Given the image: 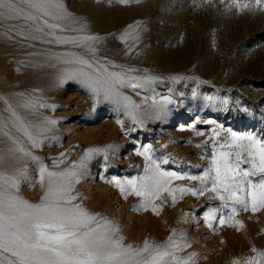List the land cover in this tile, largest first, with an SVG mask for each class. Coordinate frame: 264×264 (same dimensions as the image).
I'll use <instances>...</instances> for the list:
<instances>
[{
	"label": "rangeland",
	"instance_id": "rangeland-1",
	"mask_svg": "<svg viewBox=\"0 0 264 264\" xmlns=\"http://www.w3.org/2000/svg\"><path fill=\"white\" fill-rule=\"evenodd\" d=\"M61 2L86 25L88 34L100 38L96 58L101 62L135 69L130 73L134 76L157 78L146 88L121 89L140 105L143 123L133 124L123 109L102 98L97 102L79 79L66 77L74 66L61 63V55L82 49L25 39L39 34L23 27V21L0 18V156L7 158L0 171L11 173L20 166L3 136L9 129L50 169L54 161L63 160L56 171L79 162L86 149H103L108 159L101 152L87 162L75 186L77 202L112 221L126 245L142 247L147 240L167 246L172 237L179 245L173 249L178 258L192 256L188 264H247L264 252V208L253 212L237 206L229 221L230 209L209 191L199 195L205 185L187 178L209 170L214 147L230 139V132L264 140V9L256 0ZM153 97L158 102L170 97L173 103L160 113ZM11 110L33 133L51 129L39 148L31 149L13 127ZM149 146L154 158H168L166 164L161 159L163 170L185 177L173 180L172 187L192 190L175 192V203L162 193L154 202L158 214L152 206L141 208L139 197L122 195L114 183L144 174L145 159L137 153ZM22 162L36 183L21 178L19 195L39 203L43 190L38 172L28 158ZM259 179L252 177L253 182ZM213 211L215 217L210 218ZM237 221L243 227L238 228Z\"/></svg>",
	"mask_w": 264,
	"mask_h": 264
},
{
	"label": "snow or ice",
	"instance_id": "snow-or-ice-1",
	"mask_svg": "<svg viewBox=\"0 0 264 264\" xmlns=\"http://www.w3.org/2000/svg\"><path fill=\"white\" fill-rule=\"evenodd\" d=\"M256 5L264 9V0H256ZM0 18L23 21V27L39 34L24 36L25 39L82 49V52H65L61 55V63L74 66L66 71V77L79 79L93 93L97 102L102 98L114 104L131 117L133 124L142 125L140 105L121 89L146 88L157 78L134 76L130 73L135 69H126L115 63L106 64L96 58V42L100 38L88 34L86 25L74 18L61 0H0ZM117 67L121 70H110ZM206 99L211 101L213 98ZM4 102L11 109L8 101ZM171 103L173 100L170 97H164L162 102L153 97V105L159 104L160 113L165 112L166 106ZM24 107L29 105L25 104ZM10 114L16 118L13 127L26 138L31 149L39 148L43 143L41 137L51 129L45 127L33 133L14 110ZM46 123L55 125L57 122L46 120ZM3 127L7 129V123ZM213 132L214 136H219L215 129ZM3 136L11 142L12 147L8 148V152L20 166L11 173L0 171V264H188L192 259L189 256L181 260L175 255L173 249L179 248V245L172 237H169L167 246L153 245L147 240L142 247L126 245L123 237L117 235L120 229L112 221L89 212L77 202L79 195L75 186L79 184L87 162L101 152H104V159L107 160L106 150L86 149L79 162L56 171L54 169L59 168L63 160L54 161L50 169L13 136L10 129L3 131ZM137 154L145 159L144 174L123 183L118 180L114 183L125 197H139L141 208L147 210L152 206L153 212L158 214L159 209L154 202L160 199L162 193L171 196L175 203V192L192 191L172 187L173 180L185 177L161 168V159L166 164L167 157L154 158L150 146ZM24 158H28L38 172V182L43 190L39 203H30L19 195L21 178L30 184L36 183L28 176V165L22 162ZM6 160L5 156H0V163ZM245 164L249 167H242ZM256 176L260 179L253 182L252 177ZM187 178L200 180L205 185L199 195L209 191L214 194L213 198L222 202L224 208L230 209L229 221L237 214V206L243 211L251 207L256 212L264 208V140L230 132V139L226 138L218 148L214 147L209 170L202 176ZM209 181L210 187L207 186ZM192 194L197 195L195 191ZM209 216L214 218L215 212H210ZM225 222L224 218L219 221L221 225ZM236 224L238 228L243 227L240 221ZM262 261L264 252H258L257 257L248 260L247 264H261Z\"/></svg>",
	"mask_w": 264,
	"mask_h": 264
}]
</instances>
